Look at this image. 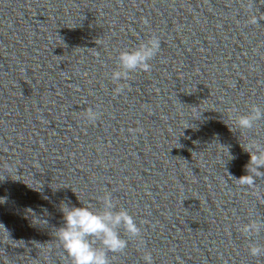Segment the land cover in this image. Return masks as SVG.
<instances>
[{"label":"water","instance_id":"1","mask_svg":"<svg viewBox=\"0 0 264 264\" xmlns=\"http://www.w3.org/2000/svg\"><path fill=\"white\" fill-rule=\"evenodd\" d=\"M153 34L151 71L115 95L119 51ZM252 104L264 0H0V264H71L60 205L98 207L105 191L144 239L111 264H264L239 231L264 220V177L256 190L232 178L243 146L264 143V120L242 133L232 119Z\"/></svg>","mask_w":264,"mask_h":264},{"label":"clouds","instance_id":"2","mask_svg":"<svg viewBox=\"0 0 264 264\" xmlns=\"http://www.w3.org/2000/svg\"><path fill=\"white\" fill-rule=\"evenodd\" d=\"M258 20L253 13L247 23L255 25ZM144 22L148 23L147 20ZM160 50L161 39L155 34L135 47L120 50L116 67L110 73V79L116 85L114 94L124 92L126 82L132 78L133 73L151 71L150 62ZM100 115L91 107L85 113L86 119L91 123L96 122ZM232 119L235 127L242 133L251 131L259 121L264 120V108L252 104L247 113H234ZM243 149L250 154V160L245 165L246 174L232 178L238 185L256 190L257 178L264 177V143L253 138ZM257 196L264 200V196L258 191ZM97 201L98 207L81 201V206H70L68 203L60 205L64 224L56 228L55 238L70 258L71 264H111L109 253H123L132 239L139 245L144 243L140 223L126 208L117 206L110 191L98 196ZM262 230L264 220L250 219L239 226V231L249 238L248 251L252 257H264V244L251 239ZM143 259L145 264H153L150 252H146Z\"/></svg>","mask_w":264,"mask_h":264}]
</instances>
